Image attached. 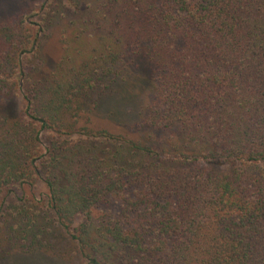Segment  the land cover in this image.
Masks as SVG:
<instances>
[{"label":"trees","instance_id":"16d2710c","mask_svg":"<svg viewBox=\"0 0 264 264\" xmlns=\"http://www.w3.org/2000/svg\"><path fill=\"white\" fill-rule=\"evenodd\" d=\"M3 17L0 264H264V0H42ZM55 23L61 54L37 74Z\"/></svg>","mask_w":264,"mask_h":264},{"label":"rangeland","instance_id":"374dc122","mask_svg":"<svg viewBox=\"0 0 264 264\" xmlns=\"http://www.w3.org/2000/svg\"><path fill=\"white\" fill-rule=\"evenodd\" d=\"M41 1L42 0H0V16L4 15L3 20H13L18 18L21 14H32ZM60 28L61 24H53L48 29L47 34L41 39L42 62L38 67L37 74L48 71L59 58L62 47L60 41ZM139 95L140 94H138V96ZM3 100H6L12 109L15 108L19 110L22 104L21 97L19 95H15V97L12 98H4ZM109 108H113V106H109ZM93 114L95 115L92 117V123L95 127H105L110 131L115 132H126L127 129L125 128L124 130L121 127L123 124L117 123L119 124L117 125L114 123L115 120H113L114 117L112 115L101 112H95ZM37 188L38 191L44 190L41 183ZM11 254L13 255L11 257H7L4 264H82L80 256L73 252L67 255H57L55 253L47 252L46 255H43L42 257L38 256L37 259L18 257L19 252H13Z\"/></svg>","mask_w":264,"mask_h":264}]
</instances>
